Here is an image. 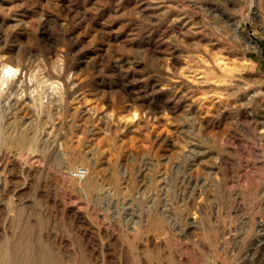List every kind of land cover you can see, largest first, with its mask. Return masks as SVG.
Masks as SVG:
<instances>
[{
    "label": "rangeland",
    "instance_id": "rangeland-1",
    "mask_svg": "<svg viewBox=\"0 0 264 264\" xmlns=\"http://www.w3.org/2000/svg\"><path fill=\"white\" fill-rule=\"evenodd\" d=\"M191 2L209 36L184 50L195 57L194 74H187L195 96L187 87L181 90L188 93L182 103L189 110L181 108L179 115L192 119L177 125L182 136L172 137L175 151L153 153L146 143L140 150L135 138L109 145L98 137L102 150L82 181L67 171L71 153L51 144L42 142L32 157L44 162L42 168L0 154V169L7 165L11 181L7 188L0 183V224L7 220L24 231L35 223L36 213L55 211L54 195L63 199L77 193L79 218L69 219L73 205L62 213L69 219L62 237L65 264H264V133L257 134L264 129V0ZM180 3L0 0V9H12L0 11V43L5 29L34 21L44 11L42 33L47 21L68 23V35L77 37L78 46L93 44L87 53L109 45L137 49L142 41L136 37L155 36L174 15H183ZM168 4L172 10L161 17ZM27 38L23 25L11 31L5 54L20 51L18 41ZM164 115L172 120L177 113ZM175 131L174 124L160 128L164 135ZM181 147L188 150L181 153ZM24 174L30 177L25 186Z\"/></svg>",
    "mask_w": 264,
    "mask_h": 264
},
{
    "label": "clouds",
    "instance_id": "clouds-1",
    "mask_svg": "<svg viewBox=\"0 0 264 264\" xmlns=\"http://www.w3.org/2000/svg\"><path fill=\"white\" fill-rule=\"evenodd\" d=\"M154 3L157 0H152ZM43 7L48 9L47 4ZM179 7L183 15H174L163 31L155 36L149 33L136 37L142 41L137 49L109 45L102 52L87 53L85 48L91 49L93 44L78 46L77 37L68 35V23L47 21L48 28L42 33L44 11L34 21H20L5 29L4 42L0 43V154L7 153L8 160H21L25 166L42 168L44 162L32 157L40 153L42 142L51 144L61 152L71 153L72 163L67 171L82 181L102 150L98 137L109 145L117 140L130 144L135 138L140 150L145 149L146 143L153 153L161 148L175 151L172 137L182 136L177 125L192 119H181L179 115L181 108L184 112L189 110L182 103L188 93L181 90L187 87L195 96L187 76L194 74L195 57L185 56L184 50L194 49L197 39L209 36L202 22L196 20L200 9L191 0H181ZM172 8L168 4L159 15H166ZM0 11L11 13L12 9ZM20 25L27 30L28 38L18 41L20 51L6 55L10 33ZM166 111L177 115L168 120ZM105 122L107 126H101ZM164 124H174L176 131L162 134L160 128ZM261 133L264 129L258 131V136ZM182 144L189 145V141L182 139ZM187 150L188 147H181L180 152ZM0 164L4 161L0 160ZM8 175L5 164L0 169V183L5 188L11 183ZM29 178L24 174L23 186ZM77 197V193L75 197L68 193L63 199L54 195L55 211L51 208L47 216L36 213L35 223L24 231L19 225L9 226L7 220L0 224V264H65L62 237L69 219L79 218L82 202ZM70 205L76 211L65 220L62 213ZM9 215L14 216L15 212Z\"/></svg>",
    "mask_w": 264,
    "mask_h": 264
},
{
    "label": "bare ground",
    "instance_id": "bare-ground-1",
    "mask_svg": "<svg viewBox=\"0 0 264 264\" xmlns=\"http://www.w3.org/2000/svg\"><path fill=\"white\" fill-rule=\"evenodd\" d=\"M256 13H257V11H256ZM256 13H255V15H256ZM257 16V15H256ZM15 48V47H14ZM8 51V50H7ZM11 54V53H10ZM195 149V148H194ZM245 156V155H244ZM247 158V157H246ZM3 160V159H2ZM41 160V159H40ZM237 160V159H236ZM245 162V161H244ZM248 165V164H247ZM248 167V166H247ZM246 169V168H245ZM252 170H250V172H251ZM249 172V171H248ZM253 175V174H252ZM254 177V176H253ZM257 177V176H256ZM255 177V178H256ZM257 178H259V177H257ZM193 182V181H192ZM241 182V181H240ZM228 183V182H227ZM230 186H231V184H230ZM264 220V219H263ZM262 222V221H261ZM261 225H264V223L262 222L261 223ZM259 227V226H258ZM263 230V229H262ZM259 236H261V235H259ZM260 238V237H259ZM257 242V241H256ZM260 242V241H259ZM258 242V243H259ZM264 242V241H263ZM253 245H254V242H253ZM253 247H255V246H253ZM249 249V248H248ZM253 250V249H252ZM264 250V249H263ZM262 255H264V253L262 254ZM264 257V256H263ZM259 259V258H258ZM252 260V259H251ZM250 263V262H249Z\"/></svg>",
    "mask_w": 264,
    "mask_h": 264
},
{
    "label": "built area",
    "instance_id": "built-area-1",
    "mask_svg": "<svg viewBox=\"0 0 264 264\" xmlns=\"http://www.w3.org/2000/svg\"><path fill=\"white\" fill-rule=\"evenodd\" d=\"M81 172H83L84 170L83 169H80ZM85 177V176H84Z\"/></svg>",
    "mask_w": 264,
    "mask_h": 264
}]
</instances>
